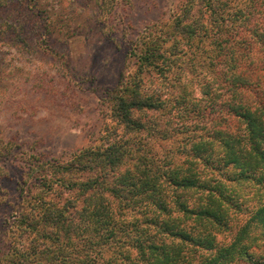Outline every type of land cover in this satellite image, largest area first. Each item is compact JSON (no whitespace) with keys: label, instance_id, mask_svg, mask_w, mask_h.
<instances>
[{"label":"trees","instance_id":"obj_1","mask_svg":"<svg viewBox=\"0 0 264 264\" xmlns=\"http://www.w3.org/2000/svg\"><path fill=\"white\" fill-rule=\"evenodd\" d=\"M25 2L49 41L57 14ZM128 52L135 70L107 91L125 138L66 160L27 153L0 264H264V0H180ZM185 61L204 69V107L187 85L144 87ZM155 112L202 123L174 136ZM63 189L74 193L60 202Z\"/></svg>","mask_w":264,"mask_h":264},{"label":"rangeland","instance_id":"obj_2","mask_svg":"<svg viewBox=\"0 0 264 264\" xmlns=\"http://www.w3.org/2000/svg\"><path fill=\"white\" fill-rule=\"evenodd\" d=\"M5 1L8 6L0 8L1 249H5L9 229L2 220L10 219L18 201L28 175L29 152L66 160L84 148L107 144L108 137L125 138L123 127L111 116L107 91L122 75L135 70L128 52L131 42L148 26L168 20L180 0H43L57 14L49 41L39 35L42 30L33 24L25 0L0 3ZM185 64L184 71L177 65L163 80L154 73L147 75L145 89L166 88L163 96L170 89L177 97L184 84L190 100H202L204 107V69ZM164 82L167 87L163 88ZM153 114L160 118L162 128L173 129L174 136L187 120L194 121L193 125L202 123L190 113L185 118L176 115L167 125L165 114ZM171 140L154 139L153 145L165 152L174 146ZM73 193L63 189L58 200L64 202ZM224 236L225 240L231 237L220 238Z\"/></svg>","mask_w":264,"mask_h":264}]
</instances>
